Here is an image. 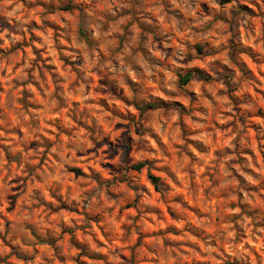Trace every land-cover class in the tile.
Wrapping results in <instances>:
<instances>
[{
  "label": "clouds",
  "instance_id": "clouds-1",
  "mask_svg": "<svg viewBox=\"0 0 264 264\" xmlns=\"http://www.w3.org/2000/svg\"><path fill=\"white\" fill-rule=\"evenodd\" d=\"M0 264H264V0H0Z\"/></svg>",
  "mask_w": 264,
  "mask_h": 264
}]
</instances>
